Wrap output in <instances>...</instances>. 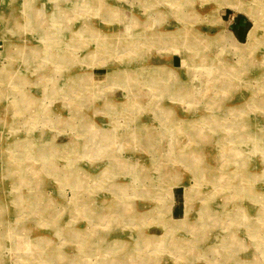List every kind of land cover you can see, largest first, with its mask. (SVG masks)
Instances as JSON below:
<instances>
[{
    "label": "rangeland",
    "instance_id": "1",
    "mask_svg": "<svg viewBox=\"0 0 264 264\" xmlns=\"http://www.w3.org/2000/svg\"><path fill=\"white\" fill-rule=\"evenodd\" d=\"M0 264H264V0H0Z\"/></svg>",
    "mask_w": 264,
    "mask_h": 264
},
{
    "label": "bare ground",
    "instance_id": "2",
    "mask_svg": "<svg viewBox=\"0 0 264 264\" xmlns=\"http://www.w3.org/2000/svg\"><path fill=\"white\" fill-rule=\"evenodd\" d=\"M258 36H259V35H258ZM258 36H257V37H258ZM257 37H256V38H257ZM256 40H257V39H256ZM235 155H236V154H235ZM237 164H238V163H237ZM243 164H244V163H243ZM158 241H159V240H158Z\"/></svg>",
    "mask_w": 264,
    "mask_h": 264
}]
</instances>
